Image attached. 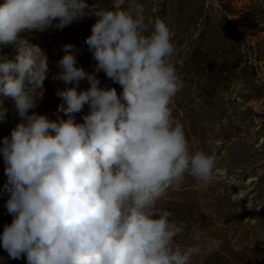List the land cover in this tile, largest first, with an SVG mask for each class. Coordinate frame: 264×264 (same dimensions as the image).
<instances>
[{
    "label": "clouds",
    "instance_id": "1",
    "mask_svg": "<svg viewBox=\"0 0 264 264\" xmlns=\"http://www.w3.org/2000/svg\"><path fill=\"white\" fill-rule=\"evenodd\" d=\"M95 16L85 43L96 61L92 73L76 65L75 46H62L54 78L72 85L57 95L68 117L28 114L43 97L48 61L22 34L64 27ZM174 33L148 18L139 0H4L0 45H13L14 60L0 59V94L11 97L21 118L3 139L6 210L0 233L11 259L28 264H193L202 253L200 229L190 244L187 225L158 203L186 176L207 188L214 153L192 151L172 102L184 87L172 57ZM103 71L122 92L101 87ZM89 87L78 91L80 81ZM39 90V91H38ZM88 105L83 123L74 114ZM0 108V121L6 117ZM217 144L219 141L216 142Z\"/></svg>",
    "mask_w": 264,
    "mask_h": 264
},
{
    "label": "rangeland",
    "instance_id": "2",
    "mask_svg": "<svg viewBox=\"0 0 264 264\" xmlns=\"http://www.w3.org/2000/svg\"><path fill=\"white\" fill-rule=\"evenodd\" d=\"M139 0L148 18L164 20L174 33L172 62L184 87L171 108L183 125L192 151L214 153L216 167L207 188L186 176L178 190H170L158 207L187 225L181 240L192 243V227L200 229L202 253L193 264H264V0ZM4 0H0L2 4ZM95 0H86L91 5ZM111 9L112 0H97ZM241 15H237L238 13ZM96 17L87 16L63 29L48 28L22 35L44 52L49 71L43 97H35L28 114L49 120L67 119L57 95L72 85L54 77L64 55L62 46H75L76 65L92 73L96 64L85 39ZM13 45H0V59L14 60ZM101 87L122 88L103 71L95 73ZM89 87L82 80L78 91ZM39 91V90H38ZM0 147L21 118L11 97L0 94ZM88 105L74 114L83 123ZM219 141L217 144L216 142ZM5 164L0 154V233L12 216L5 204ZM0 264H28L26 257L11 259L0 246Z\"/></svg>",
    "mask_w": 264,
    "mask_h": 264
},
{
    "label": "bare ground",
    "instance_id": "3",
    "mask_svg": "<svg viewBox=\"0 0 264 264\" xmlns=\"http://www.w3.org/2000/svg\"><path fill=\"white\" fill-rule=\"evenodd\" d=\"M237 1H238L239 3H241V1H240V0H237ZM237 15L239 16V15H241V13L239 12Z\"/></svg>",
    "mask_w": 264,
    "mask_h": 264
}]
</instances>
